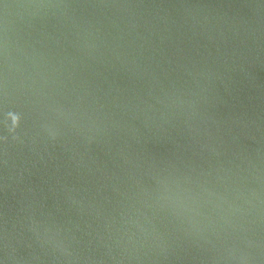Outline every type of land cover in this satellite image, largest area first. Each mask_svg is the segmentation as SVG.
<instances>
[{
  "label": "water",
  "instance_id": "obj_1",
  "mask_svg": "<svg viewBox=\"0 0 264 264\" xmlns=\"http://www.w3.org/2000/svg\"><path fill=\"white\" fill-rule=\"evenodd\" d=\"M0 264H264V0H0Z\"/></svg>",
  "mask_w": 264,
  "mask_h": 264
}]
</instances>
